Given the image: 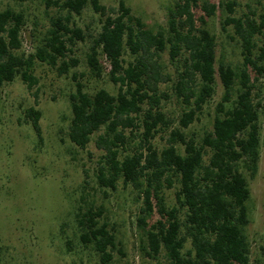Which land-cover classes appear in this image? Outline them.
Here are the masks:
<instances>
[{
    "label": "trees",
    "instance_id": "obj_1",
    "mask_svg": "<svg viewBox=\"0 0 264 264\" xmlns=\"http://www.w3.org/2000/svg\"><path fill=\"white\" fill-rule=\"evenodd\" d=\"M8 1L23 5L35 0ZM38 1L46 9L50 28L29 55L23 51L27 23L23 11L0 12V90L17 78L34 90L39 84L33 74L37 61L57 68L61 76L78 68L81 61L75 47L87 43L89 35L75 18L92 7L100 16L101 29L89 38L87 66L95 79L102 80L107 74L101 61L105 59L110 68L107 75L118 93L100 89L90 94L80 75L74 74L71 142L85 150L92 137L102 133L96 140L103 152L97 163L98 184L116 191L123 183L140 194L138 224L150 258L164 256L167 264H251L245 233L251 189L243 170L255 174L261 157L264 13L258 15L248 7L239 15L241 0L223 1V31L233 30L234 36L229 37L240 45L243 60L239 66L221 63L217 69V38L209 20L217 16L219 7L208 0L201 5V0H177L168 9V30L157 33L147 30L123 0L117 8L100 0ZM198 7L203 10L200 17ZM51 10H57V15L51 16ZM166 51L174 77L162 60ZM217 73L224 94L213 130L198 143L185 130L213 100ZM171 83L182 107L175 129L163 108L172 95L161 89ZM34 97L38 102L39 93ZM24 117L41 138V111L30 107ZM169 130L167 146L159 151L154 140ZM174 187L176 206L169 207L164 190ZM103 215L101 208L82 206L76 223L82 244L99 256L100 264H112L119 243L115 230L102 222ZM188 242L191 249L186 250Z\"/></svg>",
    "mask_w": 264,
    "mask_h": 264
},
{
    "label": "rangeland",
    "instance_id": "obj_2",
    "mask_svg": "<svg viewBox=\"0 0 264 264\" xmlns=\"http://www.w3.org/2000/svg\"><path fill=\"white\" fill-rule=\"evenodd\" d=\"M122 0H100L106 7H118ZM133 14L143 20L147 30L154 33L168 30V9L177 0H123ZM206 0H201L200 5ZM219 7L217 16L209 20V28L217 38V69L224 63L234 67L242 64L241 48L232 40L233 30L223 31L224 15L220 8L226 0H208ZM239 15L248 7L264 13V0H241ZM13 8L23 11L27 23L23 32V51L29 55L35 52L38 40L50 28L45 7L38 1L23 5L0 0V12ZM197 17L203 15L201 7L195 9ZM57 10L49 11L51 16ZM78 25L90 36H96L100 29V16L92 7L75 18ZM200 25V24H199ZM79 42L75 47L81 65L68 75H59L57 68L39 61L33 69L39 80L38 86L30 91L17 78L0 90V264H100L99 256L80 239L76 223L79 207L94 205L104 212L102 222L115 230L118 249L112 264H167L164 256L159 260L146 253L145 233L138 224L143 199L131 187L120 183L116 191L101 188L96 178L97 163L103 152L96 147V140L102 133L92 137L85 149L76 147L69 138L72 120L71 96L76 92L74 74L80 75L86 91L94 94L105 89L118 93L108 77L109 64L101 59L107 74L102 80L95 79L87 66V54L91 39ZM129 60V55L125 57ZM167 71L173 77L175 69L169 51L162 55ZM83 75V76H82ZM264 82V81H263ZM161 89L172 95L163 105L164 112L178 127L182 107L173 94V84L162 85ZM39 93L38 102L34 93ZM224 87L217 73L216 94L205 106L203 114L185 133L198 143L213 130L217 106L222 101ZM261 115V157L257 172L244 169L250 189L248 202L249 225L245 233L251 246V264L264 261V92ZM36 107L42 113L40 138L30 122H26L24 111ZM170 130L160 133L154 140L155 147L162 151ZM184 152V148L179 146ZM210 152V151H208ZM208 160V157L206 158ZM177 187L164 190L169 207L176 206ZM158 216L154 218V221ZM191 244H186V250Z\"/></svg>",
    "mask_w": 264,
    "mask_h": 264
}]
</instances>
